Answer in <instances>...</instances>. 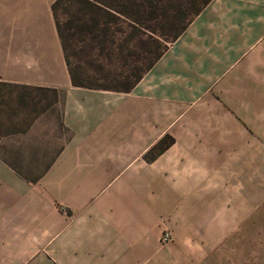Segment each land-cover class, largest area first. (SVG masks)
Listing matches in <instances>:
<instances>
[{"label": "crops", "instance_id": "obj_1", "mask_svg": "<svg viewBox=\"0 0 264 264\" xmlns=\"http://www.w3.org/2000/svg\"><path fill=\"white\" fill-rule=\"evenodd\" d=\"M54 1L0 0V264L38 263L41 233L103 264L136 248L153 177L197 182L200 154L247 121L264 62V0H209L128 90L76 85ZM25 89L56 96L26 125Z\"/></svg>", "mask_w": 264, "mask_h": 264}, {"label": "rangeland", "instance_id": "obj_2", "mask_svg": "<svg viewBox=\"0 0 264 264\" xmlns=\"http://www.w3.org/2000/svg\"><path fill=\"white\" fill-rule=\"evenodd\" d=\"M103 2L106 7L92 10L64 0L58 14L62 23L71 20L75 27L65 33L77 80L122 89L173 41L201 0ZM248 82L256 89L247 91V121L237 123L230 141L217 144L221 151L200 154L195 184L166 185L163 172L153 177L152 233L141 235L134 249L104 250V264H264V62L256 73L249 72ZM24 96L25 125L56 97L52 91L32 89H25ZM5 97L0 85V116ZM1 124L0 133L5 130ZM45 238L41 233L36 264H103L96 251L82 256L64 250L63 234L56 241Z\"/></svg>", "mask_w": 264, "mask_h": 264}, {"label": "trees", "instance_id": "obj_3", "mask_svg": "<svg viewBox=\"0 0 264 264\" xmlns=\"http://www.w3.org/2000/svg\"><path fill=\"white\" fill-rule=\"evenodd\" d=\"M64 0H55L52 4V12L55 18V23H56V28H57V32L59 34V37L61 39V43H62V47H63V53H64V58H65V62L67 64L70 76H71V81L76 84V85H85L80 83L75 74H74V69L72 67V63L70 60V56L68 54V46L70 43H68V37L67 34L65 33L66 30H69L70 28H75L74 25L72 24V22H70L71 20H67V22L62 23L60 18H59V14H58V7L59 5L63 2ZM134 0H118V2H122V3H133ZM209 0H201V3L198 5L197 9L195 10L194 15H196L200 9L208 2ZM76 2L81 3L83 5H85L86 7L92 9V10H98L101 9L103 6L106 7V5L104 4L103 0H76ZM119 13L121 11H118ZM192 16V17H193ZM191 17V18H192ZM191 18L188 20V22L191 20ZM77 19H80V17H78ZM92 20V24L94 26L98 25V20L94 17H91ZM187 22V23H188ZM187 23L183 26V28L177 32L173 39L174 40L179 34L180 32L186 27ZM79 27V26H78ZM167 47V45H164L162 48H160L157 53L155 55H153L148 62L146 63L145 67L140 70L138 73H136V75L134 76V78L132 80H130L126 86L122 89H117V88H111V87H103V86H92V85H85V86H90V87H102V88H108V89H116V90H128L129 88H131L133 86V84L135 82H137L140 77L142 76L143 72L150 68V66L155 62V60H157V58L162 54V52L165 50V48Z\"/></svg>", "mask_w": 264, "mask_h": 264}]
</instances>
